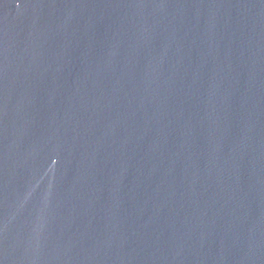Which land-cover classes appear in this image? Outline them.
Instances as JSON below:
<instances>
[{
	"label": "water",
	"instance_id": "1",
	"mask_svg": "<svg viewBox=\"0 0 264 264\" xmlns=\"http://www.w3.org/2000/svg\"><path fill=\"white\" fill-rule=\"evenodd\" d=\"M0 264H264V0H0Z\"/></svg>",
	"mask_w": 264,
	"mask_h": 264
}]
</instances>
